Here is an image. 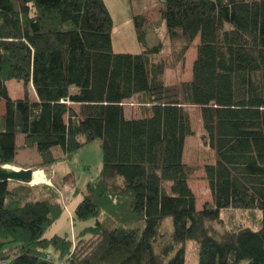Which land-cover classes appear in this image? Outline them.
<instances>
[{
	"label": "trees",
	"instance_id": "trees-1",
	"mask_svg": "<svg viewBox=\"0 0 264 264\" xmlns=\"http://www.w3.org/2000/svg\"><path fill=\"white\" fill-rule=\"evenodd\" d=\"M160 2L165 39L151 45L147 15L134 13L142 50L130 53L113 50L105 0H0V165L35 147L47 169L54 148L71 157L95 139L103 153L75 208V219L95 221L77 243L45 236L65 210L55 189L0 180L6 264H186L189 242L198 264H264V0ZM198 37L192 79L167 82ZM12 79L24 83L23 97L10 95ZM134 99L143 112L128 117ZM188 105L200 108L216 152L201 209L185 158ZM238 212L259 226L237 224ZM226 213L232 225L218 232L211 223Z\"/></svg>",
	"mask_w": 264,
	"mask_h": 264
},
{
	"label": "rangeland",
	"instance_id": "rangeland-1",
	"mask_svg": "<svg viewBox=\"0 0 264 264\" xmlns=\"http://www.w3.org/2000/svg\"><path fill=\"white\" fill-rule=\"evenodd\" d=\"M107 2L115 21L112 32L114 52L138 53L142 50L135 32L134 13L147 15L148 21L146 27L148 28L149 42L151 45L157 43L159 38L165 39L166 27L163 23L161 25L159 10L162 4L160 0H107ZM199 41L200 38L198 37L186 51L184 58L178 62L177 66L167 71V82L188 81L192 79L193 63L197 57V46ZM171 49V46L168 44L163 54L169 57L172 51ZM8 83L10 94L13 98L24 96L25 88L22 81L12 79ZM129 101H133L136 105L132 106L126 104L124 106L126 115L128 117L141 115L143 111L138 108L140 107L137 104L139 102L135 99ZM127 103L130 102L127 101ZM187 108L189 109L188 111L192 120L194 134L188 138L185 158L189 165L193 167L190 185L197 197V207L201 209L205 202L211 201L212 199L208 183L205 179L204 166L216 160V152L209 146H206L203 140L205 130L203 128L200 108L194 105H188ZM27 152L31 154V158H35L37 155L35 154L36 152L34 153L31 150ZM55 154L56 153H54V155ZM25 156L24 152H20L15 163L4 165L19 167L24 161L29 162V160L25 159ZM40 163H36L35 166L32 167L33 170H36L34 174V183L24 184L30 187L38 186V189L41 191V186L44 185L55 189L61 197L62 204L65 206L62 216L47 230L45 236L51 237L55 234L69 235L72 239H76L74 243H77L76 237L81 233V230L86 226L93 225L95 222L93 218L86 221L75 219V208L82 200V190L86 187L87 183L94 180L101 172L103 164L101 140L95 139L83 145L71 157H65L59 160L56 170L50 168V165L47 166V169H44L39 165ZM224 217L226 220L225 223H211L212 227L218 232L232 225L230 222L232 217L229 213L224 214ZM235 222L253 228L259 226L254 217L242 214L241 212H238ZM168 224L169 223L165 224L166 229H169ZM186 249V264H198L196 247L193 242H189L188 245H186ZM14 252L15 250L12 252L8 251L7 256L12 257V253ZM7 262L6 259L0 257V264H6Z\"/></svg>",
	"mask_w": 264,
	"mask_h": 264
},
{
	"label": "crops",
	"instance_id": "crops-1",
	"mask_svg": "<svg viewBox=\"0 0 264 264\" xmlns=\"http://www.w3.org/2000/svg\"><path fill=\"white\" fill-rule=\"evenodd\" d=\"M106 1V3H107V5H108V7H109V4H108V2H107V0H105ZM109 9H110V7H109ZM110 11H111V9H110ZM111 14H112V12H111ZM113 16V15H112ZM113 20H114V18H113ZM114 25H115V21H114ZM10 81V80H9ZM9 81H7V86H8V90H9V93H10V89H9ZM30 96H31V98L33 99V100H38V95H37V93H36V91H35V89H34V87H33V85L32 84H30ZM34 90V91H33ZM73 91H76V88H73L72 89ZM32 92H34V93H32ZM11 95V94H10ZM0 119H1V117H2V115L4 114V112H5V109H6V105H5V101H0ZM72 105L75 107V108H78L80 105L79 104H77V103H72ZM82 140H84V139H82ZM24 142H25V135H23V134H18L17 135V144H18V146H21V145H23L24 144ZM28 150H31V151H33L35 154H37L36 156H35V158H31V154L29 153V152H27ZM20 152H24L25 153V159H27V160H29V162H25L24 161V163H22V164H20L19 165V168H32V167H34L35 166V164L36 163H40L41 161H42V157L40 156V154L38 153V151L36 150V148L35 147H33V148H25V149H19L18 150V152H17V154H16V158H18V156H19V154H20ZM53 152L54 153H56L55 154V158H57V161L56 162H54V164H51L50 165V168H52V169H55L56 170V167H57V165H58V161L59 160H61V159H64L65 157H67V155L64 153V151H62V149L61 148H59V147H57V148H54L53 149ZM65 177V176H64Z\"/></svg>",
	"mask_w": 264,
	"mask_h": 264
},
{
	"label": "water",
	"instance_id": "water-1",
	"mask_svg": "<svg viewBox=\"0 0 264 264\" xmlns=\"http://www.w3.org/2000/svg\"><path fill=\"white\" fill-rule=\"evenodd\" d=\"M33 168H19L11 165H0V180H11L21 183H33Z\"/></svg>",
	"mask_w": 264,
	"mask_h": 264
},
{
	"label": "bare ground",
	"instance_id": "bare-ground-1",
	"mask_svg": "<svg viewBox=\"0 0 264 264\" xmlns=\"http://www.w3.org/2000/svg\"><path fill=\"white\" fill-rule=\"evenodd\" d=\"M34 174H35V171H34ZM33 183H34V176H33Z\"/></svg>",
	"mask_w": 264,
	"mask_h": 264
}]
</instances>
